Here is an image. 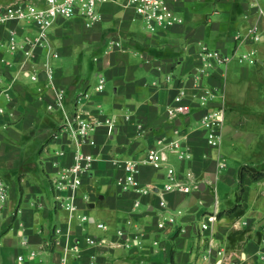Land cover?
<instances>
[{
    "label": "crops",
    "instance_id": "0c3cea01",
    "mask_svg": "<svg viewBox=\"0 0 264 264\" xmlns=\"http://www.w3.org/2000/svg\"><path fill=\"white\" fill-rule=\"evenodd\" d=\"M168 1L180 21L165 28L155 27L153 31L147 30L131 10L123 7L124 0L100 6L101 20L91 26L81 19H58L48 34L57 57L47 56L43 48L35 49L29 59L12 54L1 44L5 31H0V62L11 64L0 74L1 82L11 85V99L0 98L4 109L0 115V169L16 158L14 145L22 139V133L25 140L46 137L37 156L26 157L21 169L33 170L32 159L39 160L42 178L30 183L21 174L19 180L21 193L41 189V196L30 206L25 201L23 204L21 198L15 207L17 195L8 188L0 218V264L212 263L201 258L208 233H202L199 224L214 211L219 180L229 185L236 183L235 204L237 172L241 166L237 170L228 168L225 158L227 155L235 158L236 149L241 146L242 152L255 162L248 166H264V39L259 42L234 39L256 21L247 0ZM258 22L264 29V19ZM111 40L119 46L112 48ZM203 41L213 43V48L205 46L220 50L230 60L207 66L201 54ZM249 54L255 60L253 64L239 60L241 55ZM45 63L52 70L55 87L63 93V110H47L53 93L46 84ZM32 73L37 75V81L27 77ZM169 75L171 79L166 80ZM100 80L104 88L98 91ZM205 91L215 92L208 106L199 98ZM180 92L184 95L180 96ZM105 103L106 112L102 108ZM221 103L225 109L222 141L219 149H211L205 143L207 128L200 119L207 109ZM76 109L86 113L95 126L96 145L84 147L95 160L78 189L77 209L69 219L68 212L56 207L54 200L51 206L47 203L42 191L48 188L53 193L50 178L72 161L68 121ZM169 109L174 110L175 117L169 116ZM174 127L189 133L188 160L177 162L175 167L191 170L196 187L188 194H165L168 207L160 208L158 199L164 173L144 166L138 180L150 192L140 195L120 191L116 181L122 172L112 159L135 158L157 136L170 134ZM142 129L147 130L144 135H140ZM49 147H56L52 154H47ZM253 186L252 216L245 218ZM260 187L264 189V180L250 186L247 210L239 218L218 217L219 212L233 205L222 210L219 202L216 205L213 230L219 243L240 264H255V254L262 251L261 246L264 248L260 241L264 227H258L260 212L264 210L260 208L261 201H256ZM137 200L139 208H134ZM96 204L107 223L87 214ZM80 215H87L88 221L80 222ZM164 218V225L159 228L158 223ZM98 223L106 228L97 229ZM244 229L249 230L248 237L230 246L229 233ZM90 235L105 241L86 243L85 238ZM75 244L77 250H72Z\"/></svg>",
    "mask_w": 264,
    "mask_h": 264
},
{
    "label": "built area",
    "instance_id": "2783aa9c",
    "mask_svg": "<svg viewBox=\"0 0 264 264\" xmlns=\"http://www.w3.org/2000/svg\"><path fill=\"white\" fill-rule=\"evenodd\" d=\"M115 0H12L11 3L0 7V31H5V38L1 44L7 50L15 55H21L25 59L33 56L35 49L43 48L47 56L57 57L52 51L48 41V34L54 23L58 19H81L86 26H91L101 20L99 11L100 6L112 3ZM123 7L130 9L139 19L144 27L153 31L155 27H168L180 21L175 15L168 0H124ZM247 5L256 21L239 32L235 40L244 41L249 39L253 42H259L264 39V29H262L260 20L264 19V0H247ZM249 15H246L248 17ZM27 27L28 30L23 29ZM31 30V32H29ZM25 31V32H24ZM23 33V34H21ZM17 38H20L17 40ZM110 46L116 48L118 42L110 41ZM201 54L207 66H212L214 62L224 64L230 60V56L225 55L220 50H210L205 45L201 47ZM239 60H247L253 64L255 60L251 55H241ZM11 64L8 61L0 62V74L3 69L9 68ZM46 84L53 93V100L47 103V110H63L64 96L60 89L54 85L52 70L48 63L43 65ZM31 81H37L35 73L28 74ZM197 77V76H195ZM170 75L166 80H170ZM103 80L99 81L96 89L103 90ZM184 92H180V96ZM9 101L11 99V85L3 84L0 80V98ZM202 104L208 106L215 98L214 91H205L200 95ZM4 109L0 106V115ZM169 116L175 117L174 110L167 111ZM225 109L223 104L210 107L206 110L200 119V123L207 128L205 143L211 149H219L222 141L224 127ZM110 123L109 121H105ZM69 138L73 145L72 161L68 165L60 168L58 174L50 178L53 200L56 207L65 209L68 212V218L74 217L77 209V192L82 185L83 180L91 172L94 156L85 152V146H94L96 141L93 138L95 126L86 117V113L76 109L72 120L68 121ZM147 130L142 129L140 135H144ZM188 131L184 128L174 127L170 134H161L157 136L152 144L142 150L135 158H114L113 165L122 172V176L116 181L118 189L122 192L133 191L140 195H147L150 192L148 187L143 186L138 180L140 169L144 166H150L155 171H163L164 182L159 192L158 206L167 208L168 203L164 198L165 194L177 192L188 194L196 187V178L189 169H177L170 162L169 156H173L179 163L188 160L189 149L186 145L188 140ZM222 165V164H220ZM8 199V185L0 175V218ZM140 202H134V208H139ZM217 199L214 200V211L206 217L205 221L199 224V230L208 235L204 239L205 248L202 251L201 258L211 264H240L238 258L227 252L226 248L219 243L216 233L213 230V224L217 215ZM178 214H181L178 211ZM80 222H87V215L79 216ZM165 218L158 223V227H163ZM97 229H105V225L98 223ZM105 239L94 235L87 236L85 242L89 244L102 243ZM260 241L264 243V235ZM72 250H77V245H73ZM67 251V249H66ZM240 258V257H239ZM22 256L18 257V261Z\"/></svg>",
    "mask_w": 264,
    "mask_h": 264
},
{
    "label": "rangeland",
    "instance_id": "374dc122",
    "mask_svg": "<svg viewBox=\"0 0 264 264\" xmlns=\"http://www.w3.org/2000/svg\"><path fill=\"white\" fill-rule=\"evenodd\" d=\"M9 0H0V5H4L8 2ZM20 38H17V40H19ZM203 45L207 44L209 45L210 48L215 47L213 45V43H209L208 41L205 42L203 41L202 43ZM108 89L110 88V85L107 84ZM107 107V103H105L102 108L104 112H106V108ZM50 130V129H49ZM51 131H49L50 133ZM48 133V134H49ZM45 135V133L43 134ZM47 135V132H46ZM45 135V136H46ZM25 135L22 133V139L20 141H18L14 146L16 148L17 151V155L16 158L12 159V160H8L7 162H5V167L0 169V175L3 177L4 181L6 182V184L8 185V188H12L11 191H13V193H16V203H15V207L18 205L19 200L22 198L23 199V204L24 201L25 203L30 206L31 202H34L36 197L41 196V189L39 190V192H24L25 195L23 193H21L20 190V184H19V180L21 178V174H25V178L30 182H35L37 180H39L40 178H42L43 176V172L41 169V163L39 160L36 159H32L34 164H35V168L33 170L30 171H25L22 172V166L24 164H26V157L33 155L34 157L37 156L38 150L42 147V144L45 142V138L46 137H41L39 139H37L36 141H31L30 140H25ZM37 141H39V143H37ZM52 148V149H51ZM53 148L56 147H49V152H47V154H52V150ZM46 154V152H45ZM235 158H231L227 155V157L225 158L227 164H228V168L237 170L240 166L242 165H251V164H255L254 161H251L252 157H249V154H245L242 152V148L241 146H238V148L236 149V152L234 154ZM170 158V162L173 166H176L177 161L175 160V158L173 156H169ZM30 162V159L28 160ZM258 169H264V166L262 167H257ZM24 177V176H23ZM15 184V188L14 186L11 187L12 185ZM24 187V185H23ZM216 194H217V202H219V209H224L228 206H230L231 204L233 205L234 203V192L236 190V183H233L232 185L227 184L226 182H223L222 180H219L216 184ZM43 196L45 197L47 203L51 206V203L53 201V193L50 192V190L47 188L43 189ZM213 192V191H212ZM257 195H256V201H261L260 204V208L262 210H264V189H262V187L258 188L257 190ZM23 194V195H22ZM253 194H254V186L251 187V194H250V199H249V211L246 214L245 218L251 217L252 216V205H253ZM231 205V206H232ZM101 207L99 206V204L95 205V208L92 210H87V214L90 216H94L96 218V220L102 219L104 220L106 223L107 221L105 219H103L102 216V211L100 210ZM260 212V211H257ZM260 214L262 215L259 218V222H258V227H264V213L260 212ZM201 218V217H200ZM111 227V226H110ZM262 231H264V229H262ZM264 235V234H262ZM261 235V236H262ZM248 237L247 235L245 236ZM260 250H262L261 252L255 254V264H264V261H261V257L264 256V248H262V246L259 248ZM254 260V259H253Z\"/></svg>",
    "mask_w": 264,
    "mask_h": 264
},
{
    "label": "trees",
    "instance_id": "16d2710c",
    "mask_svg": "<svg viewBox=\"0 0 264 264\" xmlns=\"http://www.w3.org/2000/svg\"><path fill=\"white\" fill-rule=\"evenodd\" d=\"M237 180L238 188L235 195V204L228 210L219 212L217 215L218 217L225 215L229 218L235 219L245 214L250 186L255 182L264 180V169H258L248 165L241 166L237 172ZM248 231V229H244L230 232L227 237L230 246L233 247L244 241Z\"/></svg>",
    "mask_w": 264,
    "mask_h": 264
},
{
    "label": "water",
    "instance_id": "95a60500",
    "mask_svg": "<svg viewBox=\"0 0 264 264\" xmlns=\"http://www.w3.org/2000/svg\"><path fill=\"white\" fill-rule=\"evenodd\" d=\"M90 207H93V204H91Z\"/></svg>",
    "mask_w": 264,
    "mask_h": 264
}]
</instances>
